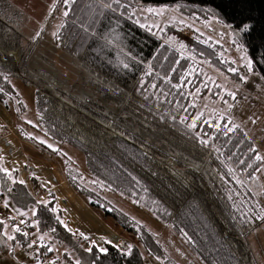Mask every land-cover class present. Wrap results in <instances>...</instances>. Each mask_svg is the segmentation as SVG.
Wrapping results in <instances>:
<instances>
[{"label": "trees", "instance_id": "1", "mask_svg": "<svg viewBox=\"0 0 264 264\" xmlns=\"http://www.w3.org/2000/svg\"><path fill=\"white\" fill-rule=\"evenodd\" d=\"M147 5L227 23L238 34L250 69L264 81V0H70L54 40L78 64L81 84L68 89L40 73L34 81L38 125L25 121L34 135L18 131L59 157L72 188L133 234L158 264L176 263L156 234L115 207L106 194L148 212L184 245L195 264H251L244 238L264 221L259 218L264 217V199L252 184L262 159L240 126L204 104L229 98L215 82L219 77H241L219 41L190 29L167 27L156 33L139 24L134 11ZM15 22L14 11L0 0V101L13 116L11 108L20 115L25 105L11 81L31 83L24 73L36 46L31 45L36 38L20 45ZM170 31L176 33V44L165 41ZM96 93L100 100L90 96ZM39 137L82 153L88 178ZM15 176L16 171L7 173L0 166V199L18 211L33 207L23 224L39 241L43 256L58 253L52 264H143L136 246L85 250L86 239L61 223L54 195L36 202ZM16 229L14 240L31 245L25 232Z\"/></svg>", "mask_w": 264, "mask_h": 264}, {"label": "rangeland", "instance_id": "2", "mask_svg": "<svg viewBox=\"0 0 264 264\" xmlns=\"http://www.w3.org/2000/svg\"><path fill=\"white\" fill-rule=\"evenodd\" d=\"M6 1L15 13L16 22L13 28L19 35L20 45L31 44L32 39L36 38L35 42L31 44L36 46L32 57L29 58V71L24 73L26 79L32 80L31 83H24L21 78H15L11 81L16 94L25 105V110L20 115H17L19 111L11 108L14 113L15 124L25 133L34 135L25 121L35 126L38 125L34 108V85L37 83L34 81L39 80L40 73H49V75L58 80L60 85H64L68 89L72 88L76 82L79 84H76L77 86L72 89H77L81 84L79 79H82L83 74L80 73L78 64L60 49L54 40L55 33L66 10L65 5L70 0H61V2L60 0ZM149 9L153 11L149 12ZM134 16L139 24L154 30L156 33L167 27H171V29H175L176 31L190 29L192 33L205 35L215 41H219L223 45V56L233 62L241 80L235 81L230 79V77L221 76L222 79L219 77L215 82L221 86L222 92L227 95L234 93L235 98L229 95V98L224 102H220L219 100L217 102L204 100V104L210 110H215L214 112L220 118L225 117L229 124L240 126L254 142L257 152L262 159V165L252 184L256 194L261 199H264V81L258 73L253 72L248 67L250 59L240 43L238 34L227 23L218 20L214 16L202 18L194 16L184 17L163 5L139 6L134 11ZM165 41L170 44H176V33L173 31L167 33ZM36 62H40V66ZM39 69H42V71ZM85 88L88 89L87 87ZM89 88L91 89L90 86ZM82 89L84 90V87L79 88V90ZM90 96L96 100H100L97 93L96 97ZM39 139L49 147L59 150L62 158L69 160L88 178L86 160L82 153L70 146L53 142L47 137H39ZM105 196L115 207L137 222L144 224L149 231L156 234L159 242L174 263L195 264V259L188 253L184 245L168 228L157 222L148 212L137 208L131 202L118 195L110 193ZM5 203L7 204L8 217H10L12 224L16 227L17 221L13 217L21 221L26 217L20 214L10 201H4ZM244 241L250 251L251 264H264V221L248 234L244 238ZM8 248H10L9 244L0 236V264H25V262L22 263L20 260L23 254L29 259L28 256L30 254L27 249L31 248L29 245L25 249L19 248L23 252L18 250V253L22 252V254H19L20 258L12 257L14 258L13 261L10 258V251L6 250ZM64 249L66 248L62 247L60 250L64 251ZM140 249L143 252L142 246H140ZM70 256L75 259L72 253ZM55 257H58V253L54 254L50 259H55ZM53 261L51 260V263ZM27 262L26 264H30L29 261ZM63 264L71 263L64 261Z\"/></svg>", "mask_w": 264, "mask_h": 264}, {"label": "crops", "instance_id": "3", "mask_svg": "<svg viewBox=\"0 0 264 264\" xmlns=\"http://www.w3.org/2000/svg\"><path fill=\"white\" fill-rule=\"evenodd\" d=\"M18 130L11 111L0 101V166L3 171H16L13 180L23 184L36 202L45 201L47 195L52 193L55 197L54 210L61 223L71 233L86 239L87 242L83 244L85 250L91 246L97 250L106 249L107 244L125 251L132 246L140 249L141 244L133 234L100 208L89 205L72 188L59 157L25 139ZM4 201L8 202L0 199V236L9 244L10 248L6 250L10 251L9 256L13 261L16 257L20 258L19 254L23 252L19 248L26 247L14 239H8L9 236L14 237L16 227L8 217ZM19 212L26 218L30 217L33 207ZM18 250L22 252L18 253ZM20 260L25 264L28 261L24 254Z\"/></svg>", "mask_w": 264, "mask_h": 264}, {"label": "built area", "instance_id": "4", "mask_svg": "<svg viewBox=\"0 0 264 264\" xmlns=\"http://www.w3.org/2000/svg\"><path fill=\"white\" fill-rule=\"evenodd\" d=\"M17 221V227L22 230L23 232L27 233V237L30 239L31 242V250L29 249V258L33 259L34 264H52L50 258H47L42 255L40 248H39V241L32 237L30 231L24 226L23 221L13 217ZM29 231V232H28ZM143 264H158L156 261L152 260L144 251H143Z\"/></svg>", "mask_w": 264, "mask_h": 264}, {"label": "snow or ice", "instance_id": "5", "mask_svg": "<svg viewBox=\"0 0 264 264\" xmlns=\"http://www.w3.org/2000/svg\"><path fill=\"white\" fill-rule=\"evenodd\" d=\"M116 3H119V0H116ZM108 6L111 7V5H108ZM148 11H149V12H152L153 10H152V9H149ZM64 15L67 16L68 13L65 12ZM246 28H247V26H245V30H246ZM248 67L251 68V61L248 62ZM233 71H235V69H233ZM153 87H155V85H154ZM229 95H232L233 98H235V94H234V93H229ZM197 119H199V117H197ZM193 126H194V125H193ZM257 159H260V157H257ZM259 218L264 219V217H259ZM16 231L19 232V231H20L19 228H17ZM24 235H27V233H25ZM8 239L11 240V239H14V237L9 236ZM29 247H31V245H29ZM99 250H100L101 252H106V251H107V249H104V248H100ZM49 251H51V249H49ZM89 251H91V249H89Z\"/></svg>", "mask_w": 264, "mask_h": 264}]
</instances>
